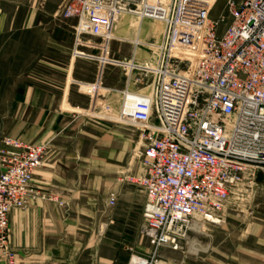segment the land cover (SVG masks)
Returning <instances> with one entry per match:
<instances>
[{"label":"built area","instance_id":"2783aa9c","mask_svg":"<svg viewBox=\"0 0 264 264\" xmlns=\"http://www.w3.org/2000/svg\"><path fill=\"white\" fill-rule=\"evenodd\" d=\"M217 2L66 0L62 7L61 15L76 21L74 57H82L75 51L84 37L107 40L123 15L164 27L158 38L135 44L149 47L152 62H136L135 49L132 65H122L123 88H106L102 74L78 81L90 104L76 114L140 131L141 169L125 180L145 193L142 232L153 251L141 264H169L157 258L162 249H182L197 216L218 222L235 189L264 170V0H227L225 12L214 17ZM104 88L107 95L120 94L118 104L101 102ZM47 153V142L15 134L1 139L0 262L19 264L13 211L38 202L63 204L34 183ZM108 202L116 205V192Z\"/></svg>","mask_w":264,"mask_h":264},{"label":"crops","instance_id":"0c3cea01","mask_svg":"<svg viewBox=\"0 0 264 264\" xmlns=\"http://www.w3.org/2000/svg\"><path fill=\"white\" fill-rule=\"evenodd\" d=\"M58 1L0 0V38H11L5 34L10 25L44 23L60 4ZM27 9H32L30 15ZM82 58L87 57L72 54L75 64L65 77L56 71L51 79L36 74V80L29 85L33 94L27 101L35 105L36 114L31 122H24L19 134L31 141L48 143V153L35 172L34 183L57 193L63 204L38 202L13 211L12 240L19 264L119 262L116 251L108 252L105 234L108 219L117 213L122 191L133 196L134 185L123 183L120 177L131 171L139 140L132 126L90 121L76 114V109L90 104L89 94L78 87V81L93 82L103 75L96 57V73L92 77L78 76L76 61ZM39 71L43 72L41 68ZM112 191L117 193L114 206L108 202ZM230 258L249 264L239 257ZM184 263L187 262L180 264Z\"/></svg>","mask_w":264,"mask_h":264},{"label":"rangeland","instance_id":"374dc122","mask_svg":"<svg viewBox=\"0 0 264 264\" xmlns=\"http://www.w3.org/2000/svg\"><path fill=\"white\" fill-rule=\"evenodd\" d=\"M58 2L60 4L50 15L51 19L47 18L44 23L10 25V30L5 34L11 38H0V142L5 135L19 134L24 122H31L34 119L35 105L28 101L33 94V89L29 85L36 80V76L41 74L44 79H51L54 78L52 73L56 71L65 77L70 74V69L75 64L72 54L75 48L76 21L61 15L65 0ZM226 5L227 0H218L213 16L219 17L225 12ZM31 10L27 9V15H30ZM135 20L137 18L134 16L123 15L114 23L113 31L107 40L101 37H84V43L75 51V56L81 54L87 58L76 61L78 62L76 74L92 77L96 73L94 58L97 57L101 61L97 60L101 65L105 87L123 88L126 71L122 65L125 63L132 65L129 61L132 60L135 49L136 62L143 63L153 58L148 46L139 45L136 48ZM144 21L139 41L141 43L158 38L156 31L160 27L159 24L161 25L152 19ZM228 23L229 17H226V20L222 21L221 31ZM40 68L43 71L41 73ZM20 83L23 87H18ZM108 91L105 88L101 90V93L106 95L100 96L101 102L108 98V102L114 104L120 99L119 93L111 91L107 95ZM88 106L80 110H87ZM79 117L90 121L114 122L85 113ZM136 131L139 141L138 148L134 149L133 153L136 157L133 167L120 177L123 178V183L134 185L133 196L130 197L128 191H122V198L116 206L117 213L112 219H108L105 234L108 252L116 251L118 264H130L134 255L148 258L153 251L150 238L142 232L144 223L142 203L145 200V193L140 185L125 180L128 176H135L141 169V160L137 155L141 146L140 131L138 129ZM202 220L204 222L202 230L192 227L183 248L162 249L157 257L159 261H167L169 264H180L184 261L186 264H239L238 260L230 258L239 257L240 261L245 263L264 264V170L258 169L252 182L247 181L235 189L220 213L218 222ZM193 242L197 251L192 249Z\"/></svg>","mask_w":264,"mask_h":264},{"label":"bare ground","instance_id":"6f19581e","mask_svg":"<svg viewBox=\"0 0 264 264\" xmlns=\"http://www.w3.org/2000/svg\"><path fill=\"white\" fill-rule=\"evenodd\" d=\"M135 17V16H134ZM137 18V17H136ZM145 19H141V18H137V20H135L136 21V27H137V31H136V34H135V36H134V40H135V42L136 43H139V41H140V37H141V29H142V25H144V21ZM154 21H157V20H154ZM157 22H159V23H161V25L159 24V28H158V30L156 31V33H157V35L156 36H160L161 35V33L163 32V24H162V22H160V21H157ZM144 43V42H143ZM144 44H146V43H144ZM146 61H148V63H151L152 61H151V59H148V60H146ZM131 66V65H130ZM202 219H204L203 217H201V216H197V218L193 221V225H192V227H194V228H196V229H203V226H204V222H203V220ZM206 220V219H205ZM194 242H193V246H192V249H193V251H197L198 249L197 248H194ZM191 250V249H190ZM138 261H140V263L138 262ZM142 262H145V258H142L141 259V257H139V256H137V255H134L133 256V264H141ZM161 264H164L163 262H161Z\"/></svg>","mask_w":264,"mask_h":264}]
</instances>
